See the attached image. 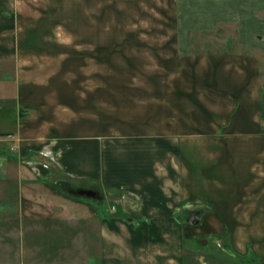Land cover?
Listing matches in <instances>:
<instances>
[{"label":"crops","instance_id":"crops-1","mask_svg":"<svg viewBox=\"0 0 264 264\" xmlns=\"http://www.w3.org/2000/svg\"><path fill=\"white\" fill-rule=\"evenodd\" d=\"M173 2L176 24L156 47L171 55L129 58L154 70L129 71L126 83L109 81L106 90L89 66L99 61L95 42L76 41L71 59L55 32L62 21L45 23L35 0H0V64L16 65L10 78L16 112L0 113V126H11L0 134L15 145L9 168L16 162L22 186L16 205L0 207L20 209L23 222L96 219L99 249L89 264H196V250L212 251L220 264L218 238L232 264H264V0ZM94 12L75 11L79 31L89 20L95 30ZM220 25H233L240 52L194 54L192 33ZM44 152L55 172L33 159ZM67 179L92 185L102 198L120 193L128 205H119L118 216L111 206L104 216L54 186ZM195 202L212 212L196 226L180 224L178 208Z\"/></svg>","mask_w":264,"mask_h":264},{"label":"rangeland","instance_id":"rangeland-1","mask_svg":"<svg viewBox=\"0 0 264 264\" xmlns=\"http://www.w3.org/2000/svg\"><path fill=\"white\" fill-rule=\"evenodd\" d=\"M79 1L81 0H35V3H38L40 8L43 9L42 13L46 14H43L42 17L45 23L46 21L52 22L55 20L64 23L55 32L59 39L68 43L66 52L69 58L72 59L75 56L74 46L79 39H83L88 45L94 42L95 45H98V64L89 66H93L92 71L99 73L98 82L101 89L103 87L107 90V87L112 84L109 81L122 86L123 83H126L123 74L129 71L149 73L154 70L155 64H130L126 62L129 58L140 56V54L171 55V52L165 53L168 50L167 48L156 47L159 46L160 41L166 38L169 33L168 28L176 24L175 19L171 17V13L176 11L173 0H97L96 2L93 1V5L90 4V0H82L81 3ZM90 8L93 9V14L96 13L94 12L95 9L98 12V26L95 30H92V22L89 20L88 25H84L83 30L79 31L74 13L78 9L86 10ZM88 18L90 17L88 16ZM52 34L55 36L54 33ZM190 37L194 54L233 55L240 52L236 45L233 25H220L215 32H195ZM107 58H112L113 63H108ZM171 66L173 67V65H169L167 70L173 71L174 69ZM15 72V64H0V107L3 111L0 113L4 114L5 117H11L16 112L14 105L11 103L14 98V83L10 79ZM108 72L113 74L110 80L107 79ZM260 72L264 78V59L260 60ZM0 123L2 122L0 121ZM10 129L9 124L0 126L2 132ZM6 136L5 133L0 134V203L13 201V205H16L22 186L16 170V162H13L15 169L9 168L11 157L14 156L16 149L15 145L13 149L10 142L3 141L6 140ZM32 158L28 157L26 161L32 162ZM33 159L50 168L52 172L56 171V168L51 166L53 161L47 152L41 153ZM11 161H14V157ZM66 184L88 191L95 192L97 190L99 197L94 199L81 197L79 200L90 203L104 216H110L111 206L116 207L117 210L112 212L115 216H118L117 214H121V210L126 209L125 206L128 205V203L122 201L123 196H120V193L106 191L102 198L101 192L97 188L91 187L92 185L84 181L59 180L54 186L62 189L69 196H82L79 190L67 193L64 190L66 188H63ZM182 184L184 183L182 182ZM197 195L198 198L204 195L212 198V195L208 196V192H197ZM119 205L122 207L121 210ZM9 208L0 207V264H89L90 252L94 249L97 252V249H99V240L96 239L99 227L97 220L94 218L81 220L72 218V220L49 224L39 220L23 222L20 220L21 210L17 208L16 212V208H11V210ZM181 209L187 210L183 214V219L188 223L192 224V222L199 219L198 223L192 226L198 225L205 214L212 212V208L202 202H195L189 207H179L177 212ZM38 210L42 212V209L36 207V211ZM199 211H201V214H199ZM14 219H17V221H14ZM208 220H203L206 225L209 224ZM218 227L219 225H217ZM201 229L195 230V233L204 232V228ZM60 235L65 239L58 240ZM91 236L93 239L90 238ZM222 241V238H218L216 241L217 246H220L221 251L225 253V255L220 256L221 263L232 264L234 261L232 256L229 255L230 251L224 248L221 244ZM58 243L60 244L59 247L53 250V247L57 246ZM192 244H194V240L189 239L186 241L188 249ZM210 253L212 251L206 253L202 250H196L193 263L218 264V261L213 259L218 257L214 254L212 256ZM249 264L255 263L251 262Z\"/></svg>","mask_w":264,"mask_h":264},{"label":"trees","instance_id":"trees-1","mask_svg":"<svg viewBox=\"0 0 264 264\" xmlns=\"http://www.w3.org/2000/svg\"><path fill=\"white\" fill-rule=\"evenodd\" d=\"M53 168H56L57 166H56V164L53 162V164L51 165ZM72 185H68V184H66L65 185V187H63V188H66V189H64V190H66V192L67 193H70V191L72 192L73 190L74 191H76V190H79L80 192H82V191H84V189H81V188H77V187H71ZM94 189V188H93ZM95 190V189H94ZM92 192H94V191H92ZM94 193H96L97 195L99 194V192L96 190ZM101 194V193H100ZM71 196H73V195H71ZM74 198H81L80 196H73ZM83 198V197H82ZM185 211H187V210H185V209H181V210H179L178 212H176V214H175V218H176V220L180 223V224H191V223H188V221H185L184 219H183V214L185 213ZM199 214H201V211H199ZM203 214V213H202ZM198 220L199 219H197V221L196 222H192V224L191 225H195L196 223H198Z\"/></svg>","mask_w":264,"mask_h":264},{"label":"water","instance_id":"water-1","mask_svg":"<svg viewBox=\"0 0 264 264\" xmlns=\"http://www.w3.org/2000/svg\"><path fill=\"white\" fill-rule=\"evenodd\" d=\"M82 196L80 197H85V198H96L99 197V195H97L96 193L92 192V191H88V190H84L82 192H80Z\"/></svg>","mask_w":264,"mask_h":264}]
</instances>
